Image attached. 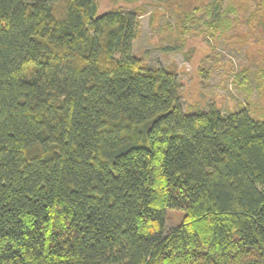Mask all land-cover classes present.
Returning a JSON list of instances; mask_svg holds the SVG:
<instances>
[{
  "label": "trees",
  "instance_id": "obj_1",
  "mask_svg": "<svg viewBox=\"0 0 264 264\" xmlns=\"http://www.w3.org/2000/svg\"><path fill=\"white\" fill-rule=\"evenodd\" d=\"M137 1L0 0V264H264V108L183 110L132 52ZM223 1L165 31L218 41L249 2ZM234 80L264 98V58Z\"/></svg>",
  "mask_w": 264,
  "mask_h": 264
},
{
  "label": "rangeland",
  "instance_id": "obj_2",
  "mask_svg": "<svg viewBox=\"0 0 264 264\" xmlns=\"http://www.w3.org/2000/svg\"><path fill=\"white\" fill-rule=\"evenodd\" d=\"M207 2L208 0H138L134 3H121L117 8L124 13L139 16L140 32L133 42L132 52L143 58L150 68L164 67L175 73L183 110L195 113L197 109L207 111L210 105H214L221 113L227 114L242 107L249 110L264 108V98L257 101V88H253L247 102L244 92L238 89L239 85L234 80L242 67L247 68L250 78L264 58V16L262 21H258L256 17L250 20L251 23L245 21L250 12L259 8L260 1L249 0L245 10L240 9L239 5L241 23L218 41L210 40L209 44L202 37L181 38L173 31H165L166 23L175 27L183 10L191 12L193 8L202 7ZM97 3L99 14L113 10L109 0H97ZM227 3V0L223 1V5ZM235 5L238 7V3ZM173 45H181L182 50H162ZM255 82L252 85H256ZM182 217L181 211L167 210L164 231L177 227Z\"/></svg>",
  "mask_w": 264,
  "mask_h": 264
}]
</instances>
